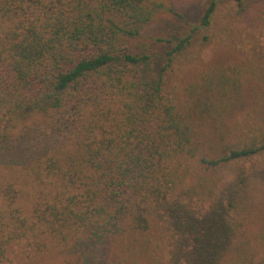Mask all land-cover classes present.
I'll use <instances>...</instances> for the list:
<instances>
[{
	"label": "trees",
	"instance_id": "16d2710c",
	"mask_svg": "<svg viewBox=\"0 0 264 264\" xmlns=\"http://www.w3.org/2000/svg\"><path fill=\"white\" fill-rule=\"evenodd\" d=\"M165 10L164 0H0V154L28 116L69 128L60 152L25 167L31 210L0 181V264H14L11 244L43 235L107 248L126 234L148 264L162 252L167 264L244 253L236 215L253 174L245 161L264 154V41L225 42L233 60L193 70L178 97L162 71L147 73L144 32Z\"/></svg>",
	"mask_w": 264,
	"mask_h": 264
},
{
	"label": "rangeland",
	"instance_id": "374dc122",
	"mask_svg": "<svg viewBox=\"0 0 264 264\" xmlns=\"http://www.w3.org/2000/svg\"><path fill=\"white\" fill-rule=\"evenodd\" d=\"M217 1V9L207 28L199 27V22L209 0H164L166 10L145 29V52L151 57L147 73L154 76L162 71L167 89L173 95H182L181 88L193 70L209 62L233 60L225 42L248 43L247 47H251L253 43L264 41L261 33L264 30V0H243L241 6L235 0ZM188 34L191 38L186 48L174 54L168 63L166 52ZM48 122L43 115L28 116L10 128L2 141L5 147L0 154V181L10 180L22 190L18 203L26 211L31 210L37 191L25 167L33 165L36 157L48 150V153L60 152L69 135L67 121L62 120V124L54 127ZM245 165L251 167L253 174L246 202L236 215L240 223L236 238H246L242 242L245 251L233 256L231 261L234 264H264V154L245 161ZM163 253L160 262L167 264ZM8 255L14 264L150 262L144 252L135 251L126 234L107 248L80 238L61 243L55 237L43 235L34 241L11 244Z\"/></svg>",
	"mask_w": 264,
	"mask_h": 264
}]
</instances>
